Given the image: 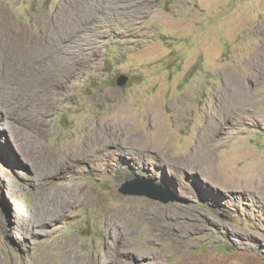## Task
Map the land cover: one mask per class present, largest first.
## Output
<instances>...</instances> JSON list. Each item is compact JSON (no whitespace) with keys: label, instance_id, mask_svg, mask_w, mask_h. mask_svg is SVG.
<instances>
[{"label":"rangeland","instance_id":"1","mask_svg":"<svg viewBox=\"0 0 264 264\" xmlns=\"http://www.w3.org/2000/svg\"><path fill=\"white\" fill-rule=\"evenodd\" d=\"M137 1L122 16L96 13L63 56L71 66L52 62L41 112L0 96V264H264V0ZM0 2L31 33L58 6L98 8ZM125 113L119 144H88ZM210 123L221 128L207 136ZM136 177L171 200L119 191ZM158 223L163 238L151 244ZM119 230L140 258L119 257Z\"/></svg>","mask_w":264,"mask_h":264},{"label":"bare ground","instance_id":"2","mask_svg":"<svg viewBox=\"0 0 264 264\" xmlns=\"http://www.w3.org/2000/svg\"><path fill=\"white\" fill-rule=\"evenodd\" d=\"M134 2H136L137 4L139 3V1L137 0H134ZM129 6L130 4L129 2H127V0H112L111 5L104 7L101 5V0H98V8H96V6V10L92 7V9L90 8L86 10V12L83 11V13L81 14L72 11L63 12L60 6H58L56 11L45 14L43 18L32 19L31 22L36 26H39L40 24L42 25L39 27V31L31 33L28 26V28H23L21 27L22 25L16 26V24H14L8 12L0 2V96L3 104L10 105L12 103H16L23 114L29 112H41V108L37 109V106L38 103L40 105L44 99L41 98L42 96L40 97V91L43 90L45 86L46 88H48V86L46 85L48 82V80L46 82V79L48 78H46V76L51 73L52 69L50 65L53 66L54 61L59 60L60 62L62 61L63 64L71 66L66 63V61L63 59V56L66 53H73L75 47L77 46V43L74 39L75 36L77 34L79 35V33H85L86 31H88V24L96 19V13H100V11H106L122 16L126 14ZM60 65L61 64H59V66ZM18 77H23L21 79L24 83L22 84L21 82V84L24 87L21 90L15 88L18 85L17 83L21 81V79H19ZM48 104L50 103L48 102ZM226 105L227 111L226 116H223L224 118H228L227 114L231 111V107L233 106L232 103H228ZM9 109L11 110V108ZM19 114L20 113L17 111L18 116ZM121 115L122 116L118 117V121L116 120L117 122L115 123H111L109 120L102 121V124L99 125L100 135L92 136L88 134L89 136L86 137V141L88 142V144H91V146H93L95 144L103 143V135L105 136V139L109 138L112 141L116 142V144H119L123 139V132L121 129L125 128V126L133 117L131 113H125ZM36 120L38 119L36 118ZM220 128V123H210L205 126L204 131L206 134H208L207 136H210ZM66 151L70 154L67 155V157L72 156L78 158L79 156L87 152V146L83 145L78 149L69 148L68 150L66 149ZM187 160L188 159H185L186 163ZM207 160H209V158ZM61 163L62 161H60L59 165H61ZM190 166L195 168V162L191 163ZM251 182L256 183V181L253 180ZM168 215L169 214H167V216ZM180 218L181 214H176V217L172 219L173 222L171 223L174 225L178 224L180 222ZM115 219L116 218L114 217L112 223H115ZM160 226L161 225L158 223L147 233V238L145 239H147V241L151 244L152 242H157L158 240H160V238H163V236H161ZM118 232L122 237L120 243L121 247L118 250L119 257L129 256L133 259L140 258L141 252L137 249L135 250V248L134 250L131 249L127 241L128 238L126 236V233L122 232L121 230H119ZM119 234L117 236H120Z\"/></svg>","mask_w":264,"mask_h":264},{"label":"water","instance_id":"3","mask_svg":"<svg viewBox=\"0 0 264 264\" xmlns=\"http://www.w3.org/2000/svg\"><path fill=\"white\" fill-rule=\"evenodd\" d=\"M127 76L121 74L116 78V84L123 86L126 84ZM119 191L123 194L128 195H145L149 198H153L156 200H160L162 202H166L171 200V198L166 194L163 188L159 185H156L150 179L144 178H133L125 180L120 188Z\"/></svg>","mask_w":264,"mask_h":264}]
</instances>
